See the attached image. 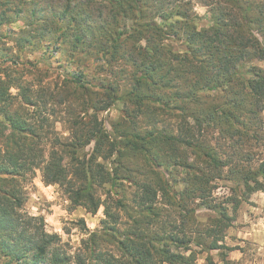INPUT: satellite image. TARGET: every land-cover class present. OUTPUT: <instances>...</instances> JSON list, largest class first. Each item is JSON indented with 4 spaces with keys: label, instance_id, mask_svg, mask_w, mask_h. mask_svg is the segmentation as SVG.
<instances>
[{
    "label": "trees",
    "instance_id": "16d2710c",
    "mask_svg": "<svg viewBox=\"0 0 264 264\" xmlns=\"http://www.w3.org/2000/svg\"><path fill=\"white\" fill-rule=\"evenodd\" d=\"M25 19L18 51L54 59L77 103L64 137L1 68L0 264H196L193 246L225 258L229 214L264 193V0H0V29ZM18 59L0 51V67ZM121 103L111 135L98 115ZM37 171L72 206L104 209L74 256L25 212Z\"/></svg>",
    "mask_w": 264,
    "mask_h": 264
},
{
    "label": "rangeland",
    "instance_id": "374dc122",
    "mask_svg": "<svg viewBox=\"0 0 264 264\" xmlns=\"http://www.w3.org/2000/svg\"><path fill=\"white\" fill-rule=\"evenodd\" d=\"M53 6L59 5V0H51ZM199 15H204L206 10L201 7L196 8ZM10 14V13H9ZM202 24H205L203 22ZM0 35L1 54L8 53L12 56H19L17 64L5 63L0 67V80H3V71L17 78L28 85L34 93V99L37 102V109L45 112L55 122V130L64 137L68 136L69 125L67 123L68 106L76 107L77 95L73 88L65 89L64 82L68 77L64 68L43 51L31 53L25 51L20 53L15 45L14 37L30 32L32 29L27 27V20L17 21L14 24L4 25ZM15 34H12V33ZM182 50V48H176ZM3 51V52H2ZM61 63L64 59L60 60ZM2 62V61H0ZM29 62L31 64H29ZM60 63V64H61ZM89 63H85V68L89 77H93L96 72L88 68ZM258 66L264 69V61L258 63ZM100 79L110 78L107 72L100 73ZM13 95L18 92L11 90ZM66 104L60 105L61 102ZM16 108L22 112L32 113L33 108L19 106V101L14 100ZM42 107H45L44 110ZM123 104H116L106 112L99 113L98 117L103 121L106 130L113 135L115 124L122 116ZM264 120V112H263ZM90 149L80 151V159L85 154H89ZM26 190L27 201L25 203V212L32 217L43 218L45 229L50 234H57L62 239V244L68 254L74 256L82 246V241L88 237V234L100 229V222L104 219V209L93 215L87 213L81 207H74L67 199L63 190L58 186H46L42 182L41 173L36 172L35 177L23 184ZM231 184L222 181L217 185L214 191L215 196L220 198L228 196ZM182 188V187H181ZM218 201H222L218 199ZM232 218L231 227L225 232V236L220 244H223L230 250H225L226 256L223 258L220 251L200 252V249L193 246L198 253L196 264H264V193H256L250 197L247 202L241 203L235 213L229 214ZM212 212H199L198 220L203 224H208L215 218ZM83 220L85 227L80 223Z\"/></svg>",
    "mask_w": 264,
    "mask_h": 264
}]
</instances>
